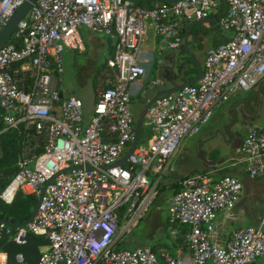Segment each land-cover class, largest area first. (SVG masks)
<instances>
[{"label":"built area","instance_id":"built-area-1","mask_svg":"<svg viewBox=\"0 0 264 264\" xmlns=\"http://www.w3.org/2000/svg\"><path fill=\"white\" fill-rule=\"evenodd\" d=\"M24 0H0V30ZM232 38L207 50L194 84L160 96L148 107V139L130 151L135 118L129 87L146 75L139 50L151 23L165 49L183 45L185 23L211 18ZM116 37L113 58L101 72L89 116L75 96L60 99L65 50H83L81 30ZM0 48V119L3 131L23 130L17 172L0 191L11 204L17 192L37 199V212L21 232L0 222V239L25 244V233L44 234L50 247L37 264H256L264 256L261 227H239L218 243L216 216L239 202L243 185L232 176L195 174L168 201L176 239L189 254L161 263L151 247L119 248L172 171L181 143L201 131L214 109L264 78V0H180L142 7L131 0H36ZM152 85H160L154 80ZM147 100L146 103H148ZM142 125V126H143ZM241 151L251 179L264 174V128L248 129ZM17 254L14 263L23 264Z\"/></svg>","mask_w":264,"mask_h":264},{"label":"crops","instance_id":"crops-1","mask_svg":"<svg viewBox=\"0 0 264 264\" xmlns=\"http://www.w3.org/2000/svg\"><path fill=\"white\" fill-rule=\"evenodd\" d=\"M87 32L89 33L87 36H82L83 50L67 49L63 56L65 53L67 56H71L70 52L84 54L89 51L97 52L96 56H106L93 74L94 106L99 76L110 62V56H114L116 37L95 34L88 30ZM210 40L211 36H208L207 42ZM205 47L207 50L211 48V44H206ZM186 49L184 41L177 50L165 49L162 41L155 34L152 24L148 23L145 41L139 50V56H141V61L147 72L144 78L132 83L129 87L131 101L133 98H137L140 103V113L147 100H151L161 91L183 82L184 57L195 56L197 53L192 48L189 49L190 53H186ZM200 65H203V61ZM154 80L161 81V84L152 85L151 82ZM62 92L64 96L77 97L71 93L66 95L63 90ZM77 98L80 99V97ZM138 117L139 115L134 116L135 119ZM251 127L264 128V78L252 90L239 92L227 102L217 106L210 121L201 128L199 134L184 140L172 157L170 162L172 171L166 172L159 180L158 191H160L156 196V198L160 197L159 204L165 205L166 231H169V235L172 227L168 214L169 199L175 194L183 178L201 174L204 171L208 178L216 180L224 176H232L239 179L243 185L242 195L236 206L232 210L219 212L216 216L218 243L222 244L229 238L231 232L239 227H261L264 231V174L251 179L248 175L247 157L241 151L242 143ZM191 139L194 141L193 148L187 151L188 144L186 143ZM185 158L190 159V162L183 169L182 162ZM181 236L182 234L168 245L164 243L160 246L152 245L156 246L154 253L161 263L167 257L183 259L189 254L185 242L178 240V238H183ZM263 257L259 258L256 264ZM0 260L7 261V255L1 248Z\"/></svg>","mask_w":264,"mask_h":264},{"label":"trees","instance_id":"trees-1","mask_svg":"<svg viewBox=\"0 0 264 264\" xmlns=\"http://www.w3.org/2000/svg\"><path fill=\"white\" fill-rule=\"evenodd\" d=\"M153 3L155 2H135L136 5L142 7H150ZM224 11L225 9L221 7L217 12L212 14L211 17H219L223 15ZM217 21L218 18L216 21L211 23H197L192 26H190L191 22L185 23L182 31L183 39L186 29L190 26L187 31L188 48L185 50L186 53H190L189 49L192 48L196 51H202L203 57H205L208 50L204 49L206 44L210 43L211 47H216L222 43L228 42L232 38V31L219 28ZM208 36H211L210 42H207ZM13 41L14 36L10 38L9 42ZM112 58L113 56H110L109 60ZM192 58V55L184 57L183 82L191 80L198 75L196 62ZM192 84H194V82ZM136 122L137 119H135V123ZM3 129L4 126L0 119V191L5 186H7L18 170L17 161L21 154L23 147L22 143L24 140V132L22 129L21 131L14 129L3 131ZM148 137L149 134L146 132V128L143 125L138 137V143L141 144L145 142ZM201 175L207 176L205 171L202 172ZM186 178H183L181 182ZM181 182L179 183L178 189L175 191V193L182 190L183 187ZM36 201V197L23 195L21 192H17L14 201L11 204H5L0 199V221L8 222L9 224L7 225L14 233L23 231L25 227H19V225L25 222L31 216ZM180 231L182 236H184L188 232V229L181 227ZM24 237L26 239V243L23 245L18 244L15 241H8L6 238L0 239V248L6 253L7 262L14 263L15 256L17 254H21L24 259L23 264H37L41 254L50 247L49 241L44 234L38 235L33 233H25ZM178 240L180 242L184 241L183 238H178ZM155 247L156 246H152L151 249L155 251Z\"/></svg>","mask_w":264,"mask_h":264},{"label":"rangeland","instance_id":"rangeland-1","mask_svg":"<svg viewBox=\"0 0 264 264\" xmlns=\"http://www.w3.org/2000/svg\"><path fill=\"white\" fill-rule=\"evenodd\" d=\"M87 34L89 33L83 28L81 30V35L85 37ZM196 52L195 58L199 64H202L203 53L202 51ZM69 54L71 56H67L66 53L63 56L64 73L63 81L60 86L66 95L71 93L80 97L84 104L83 109L87 116H89L93 107V74L106 56H96L95 54H97V52L93 51L84 54L75 52H70ZM180 59L182 60V57ZM140 110L141 106L138 99L133 98L132 112L134 116L137 117V115L140 114ZM188 141L186 143L188 144L186 148L187 151L191 150L194 144L193 139ZM189 162L190 159L188 158L183 160V169L187 167ZM159 198L160 197L153 201L139 222L121 237L118 243L119 248L133 249L140 246L150 247L154 244L160 246L162 243L168 245L174 240V238L169 235V231H166L165 205L159 204ZM258 264H264V257L259 260Z\"/></svg>","mask_w":264,"mask_h":264},{"label":"water","instance_id":"water-1","mask_svg":"<svg viewBox=\"0 0 264 264\" xmlns=\"http://www.w3.org/2000/svg\"><path fill=\"white\" fill-rule=\"evenodd\" d=\"M36 0H24V2L21 4V6L18 7V9L15 11V13L12 15V17L9 19V21L7 22V24L4 26V28L2 30H0V48L5 45L6 43H8V41L10 40V38L12 37L13 33L16 30L17 25L19 24V22L27 15V13L29 12V10L31 9L32 5L35 3ZM131 1H135V2H148V1H153V2H166V3H175L177 1L180 0H131ZM218 17H211V18H207L204 20H200V21H194L191 22L190 26L195 25L197 23H211L216 21ZM189 26V27H190ZM189 27L186 29L185 31V36H184V47L188 48V44H187V36H188V29ZM197 65L198 68V75L194 78H192L191 80L182 82L181 84L178 85H174L172 86V88L167 89V90H163L160 93H158L153 99L149 100L148 103H146L145 107L143 108L142 112L139 114V117L137 119L136 125H135V131H134V139L132 142V146L130 151L127 153V155L125 157H123L117 164L116 166H119L121 164H125L126 158L133 152V150L135 149L137 143H138V137L140 135V131L143 125V120H144V116L145 113L148 109V107L150 106V104L152 102H154L157 98H159L160 96L163 95H167V94H172L176 91H178L179 89L192 84L193 82H195L202 73V66L197 62L196 58L193 56L192 58ZM58 97L61 99L63 97V92L62 90H60L58 92ZM49 184V181L46 182V184L44 185L43 189H42V193L40 195V197L37 199L36 204L34 206V209L31 213V216L22 224L19 225V227H24L25 225H27L28 223H30L32 221V219L34 218L37 209L40 205V200L44 195V192L46 190L47 185ZM0 222H4L6 224H9L6 221H0Z\"/></svg>","mask_w":264,"mask_h":264},{"label":"flooded vegetation","instance_id":"flooded-vegetation-1","mask_svg":"<svg viewBox=\"0 0 264 264\" xmlns=\"http://www.w3.org/2000/svg\"><path fill=\"white\" fill-rule=\"evenodd\" d=\"M182 82H179V84H181Z\"/></svg>","mask_w":264,"mask_h":264}]
</instances>
